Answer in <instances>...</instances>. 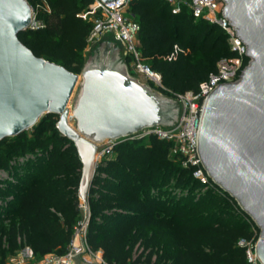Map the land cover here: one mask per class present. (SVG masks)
Wrapping results in <instances>:
<instances>
[{"label":"trees","instance_id":"16d2710c","mask_svg":"<svg viewBox=\"0 0 264 264\" xmlns=\"http://www.w3.org/2000/svg\"><path fill=\"white\" fill-rule=\"evenodd\" d=\"M41 26L18 34L36 57L79 74L92 25L78 15L91 0H26ZM139 50L160 74L167 96L196 92L232 55L216 25L173 15L162 0H131ZM180 52L170 57L173 46ZM127 61V60H126ZM47 114L18 136L0 141V264L28 249L32 257L62 255L82 217L81 162L73 143ZM156 137L119 140L97 163L87 196L86 243L109 264H245L238 240L252 236L247 215L193 168L168 157Z\"/></svg>","mask_w":264,"mask_h":264},{"label":"water","instance_id":"95a60500","mask_svg":"<svg viewBox=\"0 0 264 264\" xmlns=\"http://www.w3.org/2000/svg\"><path fill=\"white\" fill-rule=\"evenodd\" d=\"M223 14L250 61L236 82L220 84L207 96L196 148L211 182L259 228L256 256L264 264V0H225ZM32 21L26 0H0V141L31 129L44 115H56V129L73 143L82 165L78 198L88 213L98 145L148 126L172 125L177 105L166 97L155 104L151 89L142 96L132 80L115 79L104 65L93 72L84 64L75 74L36 57L18 39ZM79 77L80 93L70 112Z\"/></svg>","mask_w":264,"mask_h":264},{"label":"built area","instance_id":"2783aa9c","mask_svg":"<svg viewBox=\"0 0 264 264\" xmlns=\"http://www.w3.org/2000/svg\"><path fill=\"white\" fill-rule=\"evenodd\" d=\"M131 0H116L102 3L100 0H91L88 8L82 11L78 17L92 25L87 38V46L99 41L105 35H110L122 46V55L127 60V66L132 73L143 75L161 87V76L153 71L146 63L139 50L137 34L139 25L127 12ZM168 5L173 15L181 12L188 13L194 20H203L209 24L218 26L227 37V43L232 53L229 57L220 58L216 63V69L210 73L207 79L201 82L196 92L187 91L183 94H175L172 97L180 106L177 120L168 126H148L140 131L108 141L96 155V165L105 155L110 154L113 145L119 140H135L156 137L171 143L168 157L182 168H193V177L203 185L212 184L207 172L199 159L196 141L200 118L204 102L207 96L220 84L236 82L242 71L249 64L246 57V46L237 37L235 29L223 14L225 0H162ZM123 11L128 16H123ZM41 26L33 21L31 29ZM86 46V47H87ZM170 57L175 58L180 49L175 45ZM0 177L9 178L5 172H0ZM234 200V199H233ZM235 201V200H234ZM236 202V201H235ZM237 207L242 211L241 207ZM83 209L82 217L73 227L72 237L64 254H47L40 259L38 264H109L103 260L100 251H93L86 243V229L89 213ZM247 221L251 226L252 236L248 240L240 239L237 245L244 249L245 264H261L256 256V245L260 238V230L255 222L247 215ZM19 260L10 261V264H27L22 256Z\"/></svg>","mask_w":264,"mask_h":264},{"label":"rangeland","instance_id":"374dc122","mask_svg":"<svg viewBox=\"0 0 264 264\" xmlns=\"http://www.w3.org/2000/svg\"><path fill=\"white\" fill-rule=\"evenodd\" d=\"M123 16H128L126 12L123 11ZM104 44V45H108L110 48H107L106 50L110 53V54H116L117 55V60L120 64H125L126 68H127V73L128 75L133 78L134 80L138 81L139 83H141L142 85L148 87L149 89H151L154 93H158L160 94L161 96L163 97H166V98H170L174 101V103L177 105V108H174L172 109V113L174 112H177L176 114L179 115V112H180V106L179 104L170 96H167L166 93H162L160 91V86H157L154 82H152L151 80H149L147 77L143 76V75H139V74H136V73H132L131 70H130V67L127 66V61L123 58V55H122V46L116 41L114 40V38L110 35H105L103 36L102 38L99 39V41L97 42H94V43H91L89 44L87 47H86V51H83V54H84V58H85V62L84 64H89L90 62H93L95 61V59H97V55L100 53L101 51V48L100 46ZM174 46L172 48V52L174 51ZM102 60V57L100 58ZM81 78L77 84V86L75 87V90L73 91L72 95H71V98L69 100V103H68V109L69 111L71 112L73 106L75 105L77 99H78V96H79V93H80V82H81ZM70 126L71 127H75V123H74V120L70 121L69 122ZM27 135L29 136L30 135V132L31 130L28 129L27 131ZM108 142L107 141H104L102 144L98 145V149H97V152ZM100 161V160H99ZM80 201V200H79ZM81 203V201H80ZM83 214V209H82V212ZM19 256H22V258L25 260V262H27L28 264H38L40 262V259L39 258H36V257H32L30 255V251L28 249H24L22 251H19L17 252L16 254L10 256L7 258L6 260V264H10V261L11 260H16ZM19 259L16 260V262L18 261Z\"/></svg>","mask_w":264,"mask_h":264},{"label":"bare ground","instance_id":"6f19581e","mask_svg":"<svg viewBox=\"0 0 264 264\" xmlns=\"http://www.w3.org/2000/svg\"><path fill=\"white\" fill-rule=\"evenodd\" d=\"M92 63H93L92 65L90 64L92 67V71L93 70L96 71L100 65H104L105 68H107V70L113 75V77H115V79L121 80V81L122 80H132L136 89L138 90V92L142 96L148 95L151 93V91L147 87H145L144 85H142L138 81L129 77V75L125 72L123 66L118 62L116 54L108 53V54L102 56V60L99 61L100 64H95L94 62H92ZM79 80H80V77H79ZM153 102L155 104L163 103L164 102L163 96H161L158 93H155V98H154Z\"/></svg>","mask_w":264,"mask_h":264},{"label":"crops","instance_id":"0c3cea01","mask_svg":"<svg viewBox=\"0 0 264 264\" xmlns=\"http://www.w3.org/2000/svg\"><path fill=\"white\" fill-rule=\"evenodd\" d=\"M100 48H101V51H100V53L97 55V59H95V61H93L95 64H98L99 63V61L101 60L100 58L103 56V55H106V54H108L109 52L106 50L107 48H110L108 45H104V44H102L101 46H100ZM84 51H86V48L84 49ZM90 64L92 65L93 63L92 62H90ZM101 254V253H100ZM30 255H31V253H30ZM17 259H20L19 257L17 258ZM16 259V260H17ZM16 260H14V261H16ZM27 263V262H26ZM28 264V263H27ZM89 264H94V263H89Z\"/></svg>","mask_w":264,"mask_h":264}]
</instances>
